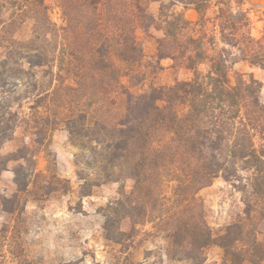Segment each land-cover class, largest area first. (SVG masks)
<instances>
[{
	"label": "trees",
	"instance_id": "16d2710c",
	"mask_svg": "<svg viewBox=\"0 0 264 264\" xmlns=\"http://www.w3.org/2000/svg\"><path fill=\"white\" fill-rule=\"evenodd\" d=\"M54 2L62 23L52 18L47 0H0V10L12 7L15 17L1 31L9 32L11 25L28 30L26 37L0 41V144L14 137L21 101L32 99L29 119L37 144L46 148L64 126L73 143L91 153L85 163L97 169L98 183L79 170L82 195L103 181L131 179L133 206L139 209L134 222L165 232L169 258L201 264L206 250L218 246L220 264H262V83L239 72L233 80L231 69L240 60L264 68V34H252L243 0L237 7L232 0ZM154 2L157 15L150 9ZM177 5L192 7L198 18L188 19ZM151 27L161 31L155 65L145 64L136 34ZM166 58L191 76L154 82L152 74ZM39 72L48 77L45 87ZM7 158L26 162L15 169L14 198L21 201L32 191L35 152L24 147ZM52 165L49 161L50 179L62 182L68 193L70 180L52 173ZM219 177L241 192L244 209L216 233L198 192ZM125 203L117 199L109 212L119 216ZM105 215L106 236L125 245L133 232L114 228Z\"/></svg>",
	"mask_w": 264,
	"mask_h": 264
},
{
	"label": "rangeland",
	"instance_id": "374dc122",
	"mask_svg": "<svg viewBox=\"0 0 264 264\" xmlns=\"http://www.w3.org/2000/svg\"><path fill=\"white\" fill-rule=\"evenodd\" d=\"M47 2L52 5V18L62 23L60 8L56 7L54 0ZM232 5L237 7V0H232ZM242 7L248 11L252 21V34L256 38L261 37L264 34V0H243ZM12 9L0 10V41L26 37L28 33V30H19L20 26L17 25H11L9 32L1 31L3 22L11 24L15 19ZM150 9L157 15L159 3H152ZM176 9L183 11L192 21L198 18L192 7L177 5ZM208 27L214 28L212 23ZM136 34L144 49L145 64L155 65L158 62L156 38L161 31L151 27L150 32H145L139 28ZM159 63L163 68L151 73L157 84H172L176 78L191 76L185 69H173L169 58L161 59ZM147 67L149 69V64ZM237 72L247 77L252 74L262 83L261 97L264 102V68L240 60L231 69L233 80ZM38 79L45 87L48 77L39 72ZM31 100L23 99L21 108L18 107L21 119L13 139L0 144V264H195L189 259L169 258L165 232L155 228L153 223L134 222L139 209L133 206L134 182L131 179L103 181L93 185L89 195H82L83 180L79 178V170H83L87 179L98 183L95 180L98 179L97 169L85 163L84 157L92 159L91 153L73 143L64 126L54 131L46 148L40 147L36 142L32 119H29ZM24 147L35 152L36 170L29 185L32 191L23 194L21 201H18L14 198L17 191L15 169L26 162L23 159L8 160L7 157ZM49 161L53 162L52 173L70 180L72 189L68 193L63 190L62 182L50 179ZM47 184L54 190H50V187L46 189ZM165 190L171 194V188ZM121 197L126 207L116 216L109 212V206ZM198 197L203 202L206 220L216 233L223 232L244 209L241 192L221 177L202 188ZM105 213L112 218L114 228L133 232L125 245L116 244L106 236ZM261 228L264 231V226ZM222 254L220 247H209L206 260L201 264H220Z\"/></svg>",
	"mask_w": 264,
	"mask_h": 264
}]
</instances>
